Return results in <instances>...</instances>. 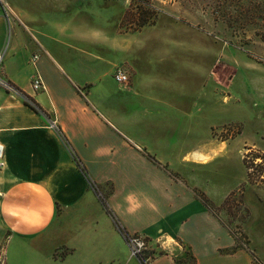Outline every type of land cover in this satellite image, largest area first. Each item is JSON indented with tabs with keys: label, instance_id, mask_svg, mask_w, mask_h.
Returning <instances> with one entry per match:
<instances>
[{
	"label": "crops",
	"instance_id": "obj_1",
	"mask_svg": "<svg viewBox=\"0 0 264 264\" xmlns=\"http://www.w3.org/2000/svg\"><path fill=\"white\" fill-rule=\"evenodd\" d=\"M92 1L0 0L1 73L18 91L0 87L4 264H143L131 255L125 233L149 240L148 264H264L256 244L264 242V179L244 170L246 152H264L255 104L236 100L230 122L237 129L217 130L230 98L217 104L203 90L206 83L196 89L143 81L127 71L129 82H116L105 96L94 90L101 84L73 81L63 54L85 53L90 11L84 8ZM2 2L16 16L10 22ZM76 61L83 64V57ZM214 67L206 68L212 92L230 87ZM37 75L44 85L38 91ZM247 192L262 208L252 236L245 229ZM237 195L248 211L247 244L229 252L236 240L217 209Z\"/></svg>",
	"mask_w": 264,
	"mask_h": 264
},
{
	"label": "rangeland",
	"instance_id": "obj_2",
	"mask_svg": "<svg viewBox=\"0 0 264 264\" xmlns=\"http://www.w3.org/2000/svg\"><path fill=\"white\" fill-rule=\"evenodd\" d=\"M240 2L93 0L91 9L88 6L84 8L90 11V14L85 12V53L71 54L70 50L63 54L68 63L66 75L73 81L88 80L101 84L94 90L105 96L108 90L116 91L112 73L114 63L131 73L133 78L143 81L162 79L189 83L196 89L206 83L203 90L213 100L215 98L217 104L225 96L230 98L227 115L217 116V130L223 125H230L226 127L230 131L237 129L230 122L235 118L232 106L236 100L242 99L248 104H255L254 113L263 117L258 128L264 131L260 128V125L264 126V45L256 35V25L246 27L239 19ZM145 20L147 24L142 25ZM77 57H83V64L77 63ZM73 62L83 67L72 65ZM213 65L216 78L230 83V87L221 85L220 90L212 92L214 82L206 68ZM189 93L200 94L198 91ZM257 156L260 163L253 166V175L261 181L260 177L264 176V153L259 151L254 157ZM246 169L245 166V172ZM254 198L251 192H247L244 201L250 211L245 223L250 236L257 235L262 219V208ZM241 201L240 195L233 197L221 208V217L239 238L240 244L246 245L242 224L248 211ZM256 244L264 250V242ZM149 252L151 255V250Z\"/></svg>",
	"mask_w": 264,
	"mask_h": 264
},
{
	"label": "built area",
	"instance_id": "obj_3",
	"mask_svg": "<svg viewBox=\"0 0 264 264\" xmlns=\"http://www.w3.org/2000/svg\"><path fill=\"white\" fill-rule=\"evenodd\" d=\"M1 6L3 8V14L8 22L12 19V16L16 17L13 11L11 10L10 6H8L7 3L2 2ZM37 59V56L33 58V61ZM3 63V55L0 54V87L4 88L9 93H16L18 92L15 86L8 81L1 73ZM114 78L117 83L119 84H127L129 82V75L127 71L122 67H117L114 73ZM32 87L34 90L38 91L43 89V81L40 76H36L32 80ZM27 101L30 105H32L35 108H38L31 99L27 98ZM51 128L57 130L56 126L52 124ZM264 153V152H263ZM256 155H253L252 151H248L244 154V159L248 164V171L250 175H253V166L256 167L260 162V157H254ZM5 167V146L0 143V170L4 169ZM260 178L264 179V176H261ZM125 239L127 241V244L129 246L131 255L137 258H145L146 264H148L149 260H151V255L148 254L150 251V243L149 240H147L146 237L137 234V233H125ZM141 260V259H140ZM0 264H4V254L3 249H0Z\"/></svg>",
	"mask_w": 264,
	"mask_h": 264
},
{
	"label": "trees",
	"instance_id": "obj_4",
	"mask_svg": "<svg viewBox=\"0 0 264 264\" xmlns=\"http://www.w3.org/2000/svg\"><path fill=\"white\" fill-rule=\"evenodd\" d=\"M241 4L239 5V19L241 21H243V25H245L246 27L249 26L250 24L252 25H256V35L260 38L262 44L264 45V0H241L240 2ZM142 9V8H140ZM143 9H142V13H143ZM147 24V21L145 20V22L142 25ZM264 62V61H263ZM35 110L39 111V108H35ZM244 164L246 166V168L248 169V164L246 161H244ZM80 165V164H79ZM82 171L85 172V175L87 176L86 173V169L84 167H82ZM250 176V173H249ZM232 199V197L227 198V200L225 201V203L223 204V206L221 208H223L224 206L227 205V203L230 202V200ZM103 202L105 203V199L102 198ZM203 201L206 204H209L210 202L207 199H203ZM213 208V206H211ZM221 208H218L217 210H221ZM213 210H215L213 208ZM232 235L234 236L235 240H236V245L229 250V252H234L236 251L238 248L243 247L242 244H240L239 242V238L235 235L234 232H232ZM143 264H146L145 262V258H140ZM195 262L192 261L190 264H194Z\"/></svg>",
	"mask_w": 264,
	"mask_h": 264
}]
</instances>
